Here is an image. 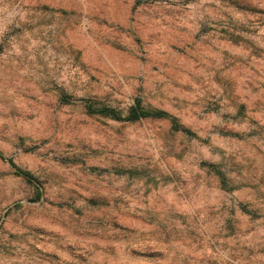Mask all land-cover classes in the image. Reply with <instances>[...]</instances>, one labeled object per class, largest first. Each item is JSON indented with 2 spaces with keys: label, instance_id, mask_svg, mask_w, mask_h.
<instances>
[{
  "label": "rangeland",
  "instance_id": "obj_1",
  "mask_svg": "<svg viewBox=\"0 0 264 264\" xmlns=\"http://www.w3.org/2000/svg\"><path fill=\"white\" fill-rule=\"evenodd\" d=\"M0 153V264H264V0H0Z\"/></svg>",
  "mask_w": 264,
  "mask_h": 264
},
{
  "label": "trees",
  "instance_id": "obj_2",
  "mask_svg": "<svg viewBox=\"0 0 264 264\" xmlns=\"http://www.w3.org/2000/svg\"><path fill=\"white\" fill-rule=\"evenodd\" d=\"M78 100L81 104H83L86 113L89 115H101V116L109 117L110 119L115 121H121L127 123H134L147 119L168 120L170 123V128L173 132H179L186 136H193V133L188 128H185L176 117L171 116L170 114L162 110L147 108L142 105L140 99H136L134 101V103L128 108L125 115L117 111L116 109L108 106L96 107L95 103L92 102L90 99H74L73 102L76 103L78 102ZM61 101L62 103H66V104L70 103L66 96H63ZM243 108L244 106L241 107V109ZM0 159L8 161L10 166L14 169V174L24 179L28 184L33 185L36 190V195L39 196L40 188L38 186L39 185L38 180L36 177L33 176V174L16 167L11 159L7 160L1 153H0ZM214 174L217 176L219 180L220 188L223 191L230 192L233 189L232 187L230 188L229 180L223 172H221L219 169H215ZM238 209L244 214H247L252 217H257L256 211L248 209L246 205L238 204Z\"/></svg>",
  "mask_w": 264,
  "mask_h": 264
}]
</instances>
